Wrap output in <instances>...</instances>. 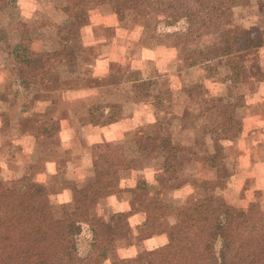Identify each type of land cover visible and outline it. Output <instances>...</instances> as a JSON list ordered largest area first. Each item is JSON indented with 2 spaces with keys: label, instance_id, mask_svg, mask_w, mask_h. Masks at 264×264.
<instances>
[{
  "label": "rangeland",
  "instance_id": "rangeland-1",
  "mask_svg": "<svg viewBox=\"0 0 264 264\" xmlns=\"http://www.w3.org/2000/svg\"><path fill=\"white\" fill-rule=\"evenodd\" d=\"M184 7L183 0H146L143 9L131 8L128 0H0V199L8 188L24 184L55 218L74 215L76 264H115L110 256L116 255L118 241L112 240L123 237H129L126 248L134 246L127 264H145L146 226L134 227L128 214L110 218L113 212L107 214L101 199L117 192L131 203V211L167 207L161 219L169 239L185 229L187 211L211 217L219 204L235 208L238 219L260 217L264 223V164L262 171L252 168L264 160V149L251 145L262 135L247 120L245 107L251 73L262 78L264 72L257 75V69L242 66L249 52L207 58L220 29L230 35L250 32L261 41L264 0L243 5L229 0L221 13L210 15L199 37L186 31ZM156 42L175 47L178 71L171 82L174 91L151 98L160 113L158 124L126 128L117 141L111 137L115 144L100 143L102 134L115 135L108 126L122 115L109 90L114 79L124 83L118 63L138 60ZM45 52L53 54L41 58ZM96 54L114 63L111 74L95 78L90 63ZM34 57L40 58L38 65L25 63ZM105 69L102 65L99 71ZM98 88L103 97L95 93ZM41 94L53 100L45 113ZM58 101L62 120L55 111ZM254 111L263 118L264 101ZM135 142L140 153L133 149ZM144 166H150L152 178L144 176ZM231 229L218 246L216 264H258L253 248L240 244L233 231L240 227L233 223ZM22 241L19 235L0 243V264H30Z\"/></svg>",
  "mask_w": 264,
  "mask_h": 264
},
{
  "label": "trees",
  "instance_id": "trees-1",
  "mask_svg": "<svg viewBox=\"0 0 264 264\" xmlns=\"http://www.w3.org/2000/svg\"><path fill=\"white\" fill-rule=\"evenodd\" d=\"M97 3L110 0H86ZM229 0H183L185 5L182 17L187 22L186 31L191 37L204 35L205 22L213 13H221ZM235 5L247 4L249 0H231ZM131 8L143 9L146 0H128ZM177 18H181L178 15ZM256 45L254 35L246 32L242 35H230L227 30L220 29L218 38L213 43L211 52L207 58L238 53L252 49ZM53 53L45 52L41 55L49 56ZM206 58V59H207ZM40 58L26 60V64L36 66ZM15 185L4 191L5 198L0 199L3 212L0 214V243L16 239L22 235L23 253L30 264H76V256L73 253L72 228L76 220L71 218V213L63 214L61 219L54 216L49 205H41L32 198L27 189ZM148 206V205H147ZM153 210L164 212L167 208L155 205ZM151 209V210H152ZM212 216H196L194 212L187 211L185 229L177 233L164 245L148 251L147 264H216L220 260V249L225 231L231 230L236 223L240 230L239 243L252 247L253 256L264 264V223L262 219L242 217L238 219L235 208L228 204H219L211 209ZM159 213L150 212L147 216V224L154 228Z\"/></svg>",
  "mask_w": 264,
  "mask_h": 264
},
{
  "label": "crops",
  "instance_id": "crops-1",
  "mask_svg": "<svg viewBox=\"0 0 264 264\" xmlns=\"http://www.w3.org/2000/svg\"><path fill=\"white\" fill-rule=\"evenodd\" d=\"M254 17H256V16H254ZM255 24L256 23H252V26H255ZM263 35H264V32L262 34V37H260L261 41H259V42L256 41V45L253 46L252 49L244 50V51L233 54V55L237 56V55L242 54L244 52H249L251 58L248 59L247 62L244 63V65H242V63H240V65H242L244 67L246 66L249 69V72L253 71V69H257L258 70V71H256L257 75L261 72H264V36ZM157 39H158V36H155V40H157ZM140 46H143V44H141ZM97 48H96V50H102V48H100L99 46ZM26 49L27 50L29 49L27 51V54L29 56L34 54V52L31 51L32 46L30 43H28V47H26ZM142 49L145 50V48H142ZM114 50H115V47H114ZM176 52L177 51H176L175 47H173L172 45L166 46L163 43L156 42L155 45L149 46V48H147L144 52H142L143 57L138 58V60L136 58H130L129 60H127V58L126 59L122 58L123 60L121 59L123 62L121 61L118 64H119V68L121 69V72L123 74H125L123 76L124 83H121V81H119V79L118 80L114 79L113 82L110 83L111 89H109V90H110V92H112V93H110V95H111L110 100H116V102H119V105H121V107H122V115L117 121L113 122V127H111V125L108 126L110 130H107V131H111L115 135L114 136L109 135L108 132L106 135H105V133L102 134L103 136L102 137L99 136V138H98L100 143L107 142V144L109 143L108 145L115 144L116 142L114 140L117 137L124 136L123 130L126 128L127 129L133 128L136 130H140V129H145V128L151 127L154 124L155 125L158 124V122H159V120H158L159 111L156 108V104L153 101L154 100L153 98L162 99L164 96V93H167V91H169V89L171 91H174V89L171 86V84H172L171 82H172L173 78H177L175 76L178 74V71L176 69V65H177V58H175ZM145 54H147V57H145ZM226 56L228 57V55L220 56V57L222 59V58H226ZM217 58H219V57H217ZM212 59H215V58H212ZM212 59H209V61H207V63L210 62ZM112 64H114V63H112V61L109 58H104V57L101 58V56L99 54H96L95 59H93V61L90 63V67H91V70H93L94 76H96L95 78H100V77H105V75H107V74H111L110 72H111ZM85 65L88 66L89 63H87ZM102 65L103 66L105 65L106 69L99 71V68ZM107 66H108V69H107ZM238 66H236L237 69H238ZM145 72H146V74H145ZM240 76L241 75H239L237 77V79H240ZM251 76H252L251 80H252L253 85L250 88V90L247 92V93H251V95L246 96L245 107L247 109V112H249L246 115H248V114L250 115V116H248L247 120L249 122H251V124L253 126L255 125L254 128L258 129L257 133H259V135H262L260 140H257V138H256V140L253 141V143H251V145L252 146L256 145L257 148L264 149V119H263L264 117L261 118V114H260L261 112L260 111H254L256 108V105H258V102L263 103V101H264V76L261 78V77L255 76L254 73L253 74L251 73ZM17 80H19V79H17ZM165 83H166V87H163V85ZM122 84H124V85H122ZM167 84H168V86H167ZM96 87L97 86H95V88ZM82 89H83L82 87L79 88V90H82ZM109 90H108V92H109ZM153 90H156V92L151 93V92H153ZM215 92H216V90H215ZM95 93H99V97H103L102 96L103 94L101 95V93H103V91H100L99 88L97 91H95ZM212 93H213V91L211 90V94ZM46 94H41V98H40L41 104H39V106H41L42 109H40V110L42 112H44L43 110H47L48 107L51 109L52 105H50V104L53 103V100L49 99L48 95H46ZM220 94H222V95H220ZM220 94L218 96H223V93H220ZM50 95H51V93H50ZM124 95H125V97H124ZM173 95H175V94L173 93ZM209 96H211V95H209ZM96 97H97V95H96ZM151 98L153 100H151ZM247 98H248V100H247ZM62 100L63 99L61 97L60 101H62ZM60 101H58L59 103L55 104V111H56V113H59L60 119L62 120V115L64 113H62V109L58 108V107H60L59 106ZM251 110H253V112H251ZM249 119H251V121ZM61 122L55 123V124L59 125V127H60ZM92 129H94V126L92 127ZM101 132H103V131H101ZM95 134L99 135V133L97 131H95ZM111 137H113L115 139H111ZM116 141H117V139H116ZM136 146H137V144L135 142L133 144L134 151L137 148ZM137 153H140V150H138V148H137ZM263 164H264V160L260 159L255 164H253L252 168H253V170H255V168L261 170V166ZM141 166H143V165H140V167ZM144 167H145V169L148 168L147 170L143 171L144 176L149 175L150 177H146V178L147 179L152 178L154 176L153 175L154 173L151 169H149L150 166H144ZM240 167L241 166H239V168ZM142 170H144V169H142ZM130 172L132 175L133 174L135 175L134 171L131 170ZM89 174H90V171H89ZM88 176L90 177V175H88ZM252 178H254V177H252ZM118 193L119 192L116 193V195H118V196H116V195H109L108 196L107 195L106 198H101L106 202V205L108 207L107 214L110 212H113V213H110L109 217L113 218V217H117V216H121V215H124L126 217V214H128L127 220H130L131 222H133L135 224L134 227H138L139 223L146 226L145 228H146V231L148 232V235H147V238H145V237L142 238V239H144V241L141 242V244L143 245L142 251H144L145 254H147L148 251H151V250L157 249L161 246H164L170 240L166 235L165 228L163 227L164 222H162V219H161V218H164V215H165L164 212L167 209L164 212H162V211L157 210V209L153 210L152 208L146 207L147 210L131 211V207H130L131 203H129V201L127 203L126 201H124L123 198H119L120 194H118ZM129 199H130V197L128 199H125V200H129ZM120 201H122V202H120ZM149 211H152V212L155 211V213H156V211H159V217L155 221L156 226H154V228L149 227L147 224V216H148ZM136 224H137V226H136ZM150 231H154V232H150ZM128 238L129 237H123L121 239H115V240L113 238L112 241H118L116 243V245H113L114 246L113 248L116 247V252H115L116 255L110 256L111 259H113L115 264H127V262L130 260V257L133 256L132 251L134 249V246L128 245V247H129V249H128V248H126L127 246L125 245V244H127L126 242H127ZM113 248H111V249H113ZM136 250H137V248H136ZM125 256L127 257V259ZM105 260H107V259L105 258ZM145 264H147V259L145 261Z\"/></svg>",
  "mask_w": 264,
  "mask_h": 264
}]
</instances>
